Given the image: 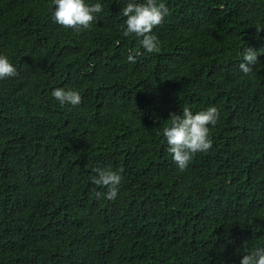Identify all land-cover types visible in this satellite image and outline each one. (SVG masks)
Returning <instances> with one entry per match:
<instances>
[{"label":"trees","instance_id":"trees-1","mask_svg":"<svg viewBox=\"0 0 264 264\" xmlns=\"http://www.w3.org/2000/svg\"><path fill=\"white\" fill-rule=\"evenodd\" d=\"M89 30L54 23L53 0H0V264H240L264 247V0H157L159 53L123 36L129 2ZM130 52L136 63L127 59ZM57 88L78 91L61 106ZM216 107L212 149L180 171L170 113ZM123 169L115 200L90 177Z\"/></svg>","mask_w":264,"mask_h":264},{"label":"clouds","instance_id":"clouds-1","mask_svg":"<svg viewBox=\"0 0 264 264\" xmlns=\"http://www.w3.org/2000/svg\"><path fill=\"white\" fill-rule=\"evenodd\" d=\"M55 10L52 13L54 23L65 29L79 32L89 30L96 21V14L103 11L102 5L96 3L89 5L85 0H53ZM121 13L126 17L122 25L123 36L134 35L139 39L140 46L148 53L161 51L160 41L153 34L154 28L162 26L169 10L164 3L157 0H146V3H127ZM264 27L257 28L260 32ZM264 54L252 48H247L243 53L244 63L239 64V69L245 75L253 73L252 66L258 63L257 57ZM135 55L130 52L127 59L130 63H136ZM19 75L17 69L9 62L6 56L0 55V80L15 78ZM51 95L61 106L71 105L76 107L81 104L82 97L78 91L57 88ZM219 119V111L216 107L193 114L189 107H184L182 115L170 113V126L163 128V136L167 142V151L180 171H185L194 157L199 153L207 154L213 147L211 139V127H215ZM123 169L112 170L111 167H97L93 169L96 174L90 177L91 182L98 187L106 188L107 192H96V197L115 200L122 183ZM240 264H264V247L243 255Z\"/></svg>","mask_w":264,"mask_h":264}]
</instances>
